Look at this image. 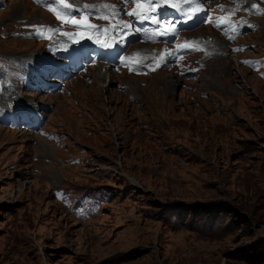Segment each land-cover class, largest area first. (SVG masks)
<instances>
[{"label":"rangeland","instance_id":"rangeland-1","mask_svg":"<svg viewBox=\"0 0 264 264\" xmlns=\"http://www.w3.org/2000/svg\"><path fill=\"white\" fill-rule=\"evenodd\" d=\"M33 6L0 11V56L42 49L9 36ZM192 36L221 52L195 81L90 69L35 96L43 135L0 129V264H264V84ZM243 43L264 55V18Z\"/></svg>","mask_w":264,"mask_h":264},{"label":"snow or ice","instance_id":"snow-or-ice-1","mask_svg":"<svg viewBox=\"0 0 264 264\" xmlns=\"http://www.w3.org/2000/svg\"><path fill=\"white\" fill-rule=\"evenodd\" d=\"M139 6V5H138ZM67 7V6H66ZM87 7V6H85ZM106 7H111V6H106ZM129 16H132L133 13H128ZM58 19L60 18L59 16L57 17ZM164 35H172L173 37H175L176 33H164ZM80 55L82 56H90L91 53H88V52H82Z\"/></svg>","mask_w":264,"mask_h":264},{"label":"bare ground","instance_id":"bare-ground-1","mask_svg":"<svg viewBox=\"0 0 264 264\" xmlns=\"http://www.w3.org/2000/svg\"><path fill=\"white\" fill-rule=\"evenodd\" d=\"M262 18H264V17H262ZM99 75H102L103 74V72H99L98 73ZM105 74V73H104ZM104 77V75H102L101 76V78H103ZM108 77L110 78V76L108 75ZM6 107V106H5ZM17 130H21V129H17ZM22 131V130H21ZM22 132H24V130L22 131ZM25 136H27V134L25 135ZM132 180V182H135L133 179H131ZM132 184H134V183H132Z\"/></svg>","mask_w":264,"mask_h":264}]
</instances>
